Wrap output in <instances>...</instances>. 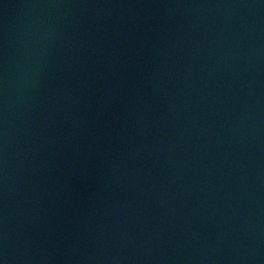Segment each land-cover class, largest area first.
<instances>
[{
    "label": "water",
    "instance_id": "1",
    "mask_svg": "<svg viewBox=\"0 0 264 264\" xmlns=\"http://www.w3.org/2000/svg\"><path fill=\"white\" fill-rule=\"evenodd\" d=\"M0 264H264V0H170L0 211Z\"/></svg>",
    "mask_w": 264,
    "mask_h": 264
}]
</instances>
